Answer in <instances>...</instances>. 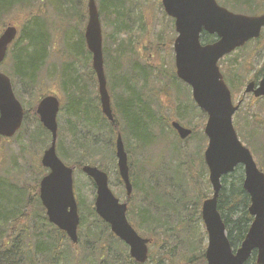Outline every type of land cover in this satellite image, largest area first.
I'll return each mask as SVG.
<instances>
[{"label":"trees","instance_id":"trees-1","mask_svg":"<svg viewBox=\"0 0 264 264\" xmlns=\"http://www.w3.org/2000/svg\"><path fill=\"white\" fill-rule=\"evenodd\" d=\"M83 1L0 0V33L8 25L4 24V18L7 15L14 12H18L19 15L27 13L24 18L26 24L18 33V38L9 50L13 69L12 76L13 78L16 76L25 89L35 90L37 88V78L53 48V26L55 24L47 20V11H43L42 8L54 6L52 10L59 16L61 25H67L73 18L80 16L79 25L83 26L86 16V11L81 9V7L84 8ZM95 1L97 4V0ZM98 1L99 5L96 6L101 24H109L112 31L110 46L111 44L113 47L117 45L118 48L114 51L113 73L115 71V74L111 75L114 80L109 76L107 83L114 122L108 121L100 110L96 88L95 92L93 91V97L97 102L89 108L84 100L78 97L76 78L73 76L74 78L71 80V74L61 71L59 73L61 85H64L70 92L66 99L73 101L74 107L72 109L67 106L60 108V112L64 109L73 120H71V124L66 121L68 124L65 128L58 125L55 145L57 155L68 167L75 168L76 171H81L82 166L87 164L100 168L107 175L115 170L118 177L115 140L117 135L121 134L128 155L129 176L133 186L132 195L127 200L129 204L128 221L141 236L151 239V247L158 249V253L162 252L157 259H154L150 254L145 264H164L166 261L167 264H173V259L178 256L175 251L181 246L187 247V252L190 254L183 255L177 264H207L204 258L205 244L201 243L200 231L195 225L197 221H201L200 205L202 201L210 197L211 194L207 179L208 173L203 162V150L207 139L203 132L198 133V130L196 132L194 129V134L187 139L189 141L183 144L178 140L175 131L170 128L168 120L160 117L159 108L153 103L154 98L149 95L148 89L149 76L153 75L155 78L160 76L156 73L157 67L151 64L148 66L145 63L147 61H144L145 64L139 63V61L134 62V65L130 66L132 74L124 77L123 80L120 77L121 59L126 51L130 55L129 62L135 58L133 56L135 54L134 46L138 43L137 37L139 32L145 30L142 21L144 13L140 3L133 4L131 0ZM217 2L233 12L246 15H255L260 9H264V0H217ZM35 5L37 6L35 7ZM36 8L38 9L34 10ZM43 12L46 13V16L44 21L42 20V23L39 24L38 17L43 16ZM83 13L85 15H82ZM162 13L167 21L172 22L171 18L166 17L163 11ZM34 27L38 29L35 36L32 33ZM135 28L136 30H134ZM83 33L80 31L78 43L76 36L72 48L70 47L68 55H70L71 62L66 66V71L73 70L71 64L75 57L80 56L86 60L88 71L94 76L90 65L91 55L86 49ZM263 34L264 30L260 34V39ZM119 35H124L125 41L117 40ZM201 38L204 44L214 42L216 37L204 34ZM260 39L254 40L256 45ZM172 42L173 39H170L167 44L170 46ZM108 44L104 42L102 48L104 69L110 65L109 61H111ZM155 47L158 51L162 50V44ZM244 49L245 47L240 51ZM154 55L157 56L158 52ZM242 72L243 70L237 72L231 66L222 69L223 75L227 77L226 82L230 83L232 94L239 91L245 83V79L242 77L245 74ZM176 82L182 87H187L179 80ZM94 85L96 87V81H94ZM83 106L85 108L82 111ZM175 107L174 118L177 120L183 121L186 117L193 118L196 115H203L206 121L204 113L194 105L191 97L188 102L180 101ZM65 108L69 110H65ZM34 110L35 107H32L25 118L30 112L34 118H37ZM80 119H82L81 122H84L82 125L86 126L84 132L77 128ZM37 124L38 130L31 140L34 145L31 144V146L36 148L40 144L43 147H48L50 135L39 121ZM162 124L167 128H163ZM255 124L256 122L252 125ZM261 124L258 122V126L261 127ZM244 126L246 129V124ZM157 128L159 129L157 130ZM167 130L174 136V139L164 143L165 146L159 149V153L167 154L168 158L163 161L162 159L157 160L155 165L152 162L155 160H152L145 152L152 145L163 138L165 139L163 134H166ZM253 131L247 130L246 134H239V137L243 138L242 136H244L245 142L249 143L250 138H253ZM68 136L69 142L67 141ZM160 137L163 138L160 139ZM37 163L38 174L33 186L23 185L21 188L20 185L17 186L11 181L6 182L0 176V264H93L89 259L92 256L97 257L99 264H138L128 255L126 245L122 244L113 233H110L109 226L98 218L94 212V203L87 206L84 211L80 197L76 199L80 216L76 245L72 244L67 235L65 236L56 226L49 224L45 210L38 199L39 178L41 175H45L46 170L43 169L39 161ZM147 170L149 174L145 176ZM260 170L264 172L261 167ZM242 180L243 172L240 167L236 168L232 175L224 177L221 181L222 188L217 201L218 212L224 222L227 238L233 249L242 243L252 222V217L248 214L249 196L243 191ZM118 184L123 186L119 177ZM27 208H32V214L36 215L33 222L31 221L33 215L29 216L26 213ZM85 215L91 216L92 219L87 222ZM28 218L31 221L30 226L28 224L29 227L25 226L30 222H28ZM196 237L198 239L194 240ZM252 261V264H256L254 258ZM247 264H250V260L247 261Z\"/></svg>","mask_w":264,"mask_h":264},{"label":"water","instance_id":"water-1","mask_svg":"<svg viewBox=\"0 0 264 264\" xmlns=\"http://www.w3.org/2000/svg\"><path fill=\"white\" fill-rule=\"evenodd\" d=\"M167 17L174 20L177 34L174 43V62L177 78L191 89L195 106L207 117L204 135L208 140L203 161L212 196L202 202L201 218L207 232L205 262L207 264H247L255 255L256 264H264V173L259 171L255 160L239 138L232 125L234 113L240 104H232L231 93L223 81L218 62L250 40L258 39L264 28V13L244 15L233 13L220 6L216 0H161ZM87 23L84 43L92 56L91 65L97 76L100 110L108 121L114 122L110 98L104 76L102 54V31L95 0L87 2ZM215 36L213 43L202 44L201 35ZM17 37V28L7 25L0 33V65L5 59L9 45ZM253 92L256 98L264 96V76L255 88L251 81L244 93ZM60 103L53 95L39 99L35 113L40 124L51 135L49 147L41 156V165L48 170L39 185V200L48 222L55 225L72 244H77L79 213L73 190L74 169L66 166L56 154L57 116ZM21 103L14 96L11 81L0 72V140L12 138L21 128L24 118ZM178 137L185 140L191 130L174 121L171 124ZM116 166L123 182L126 196L132 194L128 176L127 154L121 135L115 141ZM241 166L242 188L249 196L248 214L252 222L240 246L233 251L226 229L217 209L221 190V178L232 174ZM81 172L90 178L96 189L94 212L129 249L130 257L139 264L148 259L150 240L141 237L127 222V204L120 203L111 188L109 177L99 169L85 164Z\"/></svg>","mask_w":264,"mask_h":264},{"label":"rangeland","instance_id":"rangeland-1","mask_svg":"<svg viewBox=\"0 0 264 264\" xmlns=\"http://www.w3.org/2000/svg\"><path fill=\"white\" fill-rule=\"evenodd\" d=\"M133 4L140 3V7L143 11V23H144V32H139V36L137 37L138 43L135 44V54L132 61L129 62L130 55L126 51L124 57L121 59L122 66L120 69V77L122 80L127 75L132 74V67L131 65H134V62L139 63H147L148 66L153 65L157 67V75L158 78L154 77L153 75L149 76V95L154 98V104L156 105L158 109V114L161 118L169 119H176L174 118V110L176 109L175 106H177L178 102H188L189 97H192L190 89L187 87H182L178 82H176V77L174 73V50H172L173 45L170 44V46L167 44L170 39H174L176 37V32L173 28V21L170 20L167 21L165 17H163V9L161 6V0H131ZM87 0L83 1V7H81L82 10L86 11V16L84 17V23H87V9H86ZM97 4L99 5V1L97 0ZM96 4V5H97ZM38 5V4H37ZM35 5V7L37 6ZM49 8V9H48ZM48 8H42L43 11H47L43 16L40 15L38 17L39 24L42 23V20L44 21L45 16L47 17V20L51 23H54L53 26V48L51 49L50 57L47 59V62L44 65V68L41 70L38 76V85L35 90H27L23 87V84L21 81L16 77L12 76V61L11 57L6 56V60L3 62V64L0 67V70L2 73H5L8 78L12 82V89L14 93L16 94L17 100L21 103L24 113L27 114L32 107L37 104L38 99L41 95H54L58 101H60L61 107L67 106L69 109H72L74 107V102L67 100L66 98L69 95V90L64 87V85H61V78L59 73L65 72L67 74H71L73 78H76V81L78 83V97L81 100H84L85 104L88 105L89 108L91 106H94L97 101H95L93 97V91L95 92V85L94 81H96V77L92 76L91 73L88 71V65L86 60L84 58L77 56L74 58L73 64V70L66 71V66L70 64V55L68 53L70 52V47L72 48L73 42L76 40L77 36V43H78V36L80 31L83 32V29L85 27V24L79 25L80 16L78 18H73L72 21H69L71 23L61 25L60 18L53 11L52 9L54 6L50 5ZM38 8L34 9L37 10ZM264 9H260L258 12V15L262 12ZM82 15H85L84 13ZM27 16V13L20 14L18 12L11 13V15H7L4 18V24L8 25H14L18 29V33L21 31L23 26L26 24L24 19ZM100 20V19H99ZM57 24V25H56ZM79 25V26H77ZM60 26V27H59ZM67 27V28H66ZM66 28V29H64ZM32 33L34 36L38 32L37 27L32 28ZM136 30V28L134 29ZM101 31L102 32V42L104 45V42L109 43L108 47L110 48L111 53V61H109V66L104 69V73L107 76V83L109 82V76H114L115 71L114 70V51L117 50V45H114V47L110 46V37L112 34L110 25L107 23L101 24ZM138 31V30H137ZM105 34V38H104ZM124 35H119L117 37V40H124ZM264 34L262 38L260 39V42L256 45L255 42L250 43V45L244 46L245 49L238 51L228 55L227 57L223 58L222 61L219 62V68L220 71L224 69L225 67H232L237 72L243 70L242 77H244L245 83L241 86L240 90L236 93L232 94L231 91V97H232V103L236 104L237 102L241 101V98L243 97V89L244 85L253 79L252 77L255 76L257 73H259L262 68L264 67ZM162 44V50L159 51L155 46H159ZM147 48V49H146ZM158 52V55H154ZM70 60V61H69ZM144 61H147L144 63ZM75 62V63H74ZM22 68V67H21ZM241 68V70H240ZM74 76V77H73ZM110 77V79L114 80L113 77ZM70 80V83H71ZM93 83H92V82ZM176 82V83H175ZM85 85H84V84ZM82 84V85H81ZM107 87V84H106ZM108 88V87H107ZM97 89V88H96ZM181 91H180V90ZM228 89L230 90V86L228 85ZM190 105V104H189ZM76 107V105H75ZM68 108H65L67 110ZM85 107L83 106L81 110L83 111ZM68 109V110H69ZM61 114L57 118L58 125L65 128L67 126V122L71 124L73 119L70 118L69 113L66 111L61 110ZM67 113V114H66ZM255 118V119H254ZM75 120V119H74ZM78 121L77 128L79 131L84 132L86 129V126H83L84 122ZM38 118H34L31 114V112L27 115L25 118L21 129L16 133L15 137L10 139H5V141L0 142V176L5 179V181H11L12 183L16 184L17 186L23 187V185H31L33 186L36 182L37 174H38V161L40 163V156L42 155L43 151L47 149V147H43L42 145H38L36 148L31 146V140L32 136L36 134V131L38 130V124H37ZM182 125L193 128L198 133H202L203 131V124H205V118L203 115L201 116H194L186 117L185 120L180 121ZM190 122V123H188ZM256 122V124L253 126L252 124ZM258 122L262 123L261 127L258 126ZM232 124L233 127H235L237 138H239L240 142L248 149H250V152L252 154L253 159L256 161L258 167L264 169V97L263 99L253 100L251 95H246L243 97V100L241 101V107L240 109L233 115L232 118ZM246 124V129L245 125ZM163 128H167L164 124L161 125ZM170 126V125H169ZM159 128H157L158 130ZM247 130H254L251 140L249 143L245 142L243 138L239 137V134H246ZM21 132V133H20ZM20 133V134H19ZM19 134V135H18ZM165 135V139L163 138ZM163 137H160L162 139L161 141L157 142L156 144L152 145V147L147 150L145 153L154 159L155 161L158 159L166 160L168 158L167 154L161 155L159 152V149L164 147V143H168V140L174 139V136L168 132L166 134H163ZM69 136L67 141L69 142ZM101 141V137L99 138ZM246 139V138H245ZM189 140H187L188 142ZM49 143V142H48ZM247 143V144H246ZM186 144V143H185ZM34 145V144H32ZM203 145V142H202ZM41 148H38L40 147ZM167 153V152H166ZM162 157V158H161ZM38 160V161H37ZM151 160V161H152ZM153 164L154 161H152ZM158 162V161H157ZM156 165V164H155ZM153 170L154 168H150ZM242 172V170H241ZM149 174V171L147 170V176ZM44 176L41 175V177ZM41 177L39 178V182L41 181ZM109 177V188H111L113 194L117 199L120 201H125V192L124 188L118 184V177L115 174V170H112L110 174H108ZM73 190L75 192L76 199L80 197V200L83 202V208L84 211H86L87 206H90L94 203L95 193L96 190L92 186V183L89 178L85 177V175L81 171H74L73 174ZM13 196L15 197V194L13 193ZM32 209V208H31ZM31 209L27 208L26 213H28L29 216L33 215L31 221L33 222L36 219V215L32 214ZM31 212V213H30ZM86 216V215H85ZM92 219L91 216L87 215L86 220L87 222ZM30 219L28 218V222ZM27 223L25 226L29 227L30 223ZM29 224V226H28ZM198 230L200 231L199 238L201 239V243L206 244V235L204 234L202 221H197L195 224ZM198 237H196L197 240ZM198 243V241H197ZM200 243V242H199ZM150 253L153 255L154 259H157L158 255H160L162 252L158 253V249H155L154 247H150ZM178 253V256L173 259V264L179 263L181 260V257L183 255H188L190 253L187 252V247H179L176 251ZM93 264H99L98 259L96 256H92L89 258ZM252 259L250 260V264H252ZM164 264H167V261L164 262Z\"/></svg>","mask_w":264,"mask_h":264},{"label":"flooded vegetation","instance_id":"flooded-vegetation-1","mask_svg":"<svg viewBox=\"0 0 264 264\" xmlns=\"http://www.w3.org/2000/svg\"><path fill=\"white\" fill-rule=\"evenodd\" d=\"M263 30H264V29L261 30V33L263 32ZM261 33H260V34H261ZM249 42L251 43V41H249ZM252 42H255V41L252 40ZM250 43H249V45H250ZM249 45H248V46H249ZM93 75H94V74H93ZM263 76H264V67L262 68V70H261L259 73H257L255 76L252 77L253 79H251V81L254 82L255 88L258 86V84H259V82H260V80L262 79ZM224 77H225V76H224ZM225 78H226V79H225ZM225 78H224V79H225L224 82L226 83V85H227V87H228V85L230 86V83H229V82H226V81H227V77H225ZM251 81H248V82L244 85V89H243V97L246 96V95H251L252 99L255 100V101L258 100V99H263L264 96H263L262 98H261V97H260V98H256V97L254 96V94H253L252 91H251V93H244L246 86H247L249 83H251ZM230 87H231V86H230ZM230 90H231V88H230ZM243 97L241 98V101L243 100ZM241 101L237 102V103L234 104V105L236 106V105L240 104V107H241ZM196 107H197V106H196ZM240 107H239V109H240ZM174 120H177V119H171V118L169 119V125H170V127H171V124L173 123ZM178 122H179V121H178ZM179 123H180V126H182L183 128H188V127L182 125L181 122H179ZM171 129H172V127H171ZM188 129H190V130L192 131V133H191V134L189 135V137H188V138H190V137L194 134L195 131H194L193 128H188ZM175 134L177 135L176 132H175ZM177 138H178V140H180L179 137H177ZM188 138H186L185 140H180V141H181L183 144H185ZM205 149H206V147H205L204 150H203L204 153H205ZM204 153H203V157H204ZM222 180H223V178L221 179V181H222ZM210 197H211V194H210ZM210 197H208V198H210ZM208 198H206V199H208ZM127 199H128V198H126V200H125L126 202H127ZM204 200H205V199H204ZM204 200H203V201H204ZM203 201H202V202H203ZM217 201H218V200H217ZM127 205H129V204L127 203ZM216 206H217V204H216ZM217 207H218V206H217Z\"/></svg>","mask_w":264,"mask_h":264},{"label":"bare ground","instance_id":"bare-ground-1","mask_svg":"<svg viewBox=\"0 0 264 264\" xmlns=\"http://www.w3.org/2000/svg\"><path fill=\"white\" fill-rule=\"evenodd\" d=\"M205 231V235H206V240H207V232H206V229H203Z\"/></svg>","mask_w":264,"mask_h":264}]
</instances>
